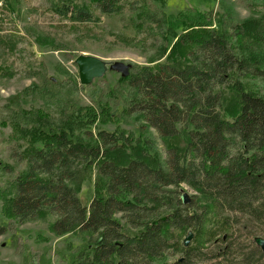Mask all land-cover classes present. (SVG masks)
I'll return each mask as SVG.
<instances>
[{
    "label": "trees",
    "instance_id": "obj_1",
    "mask_svg": "<svg viewBox=\"0 0 264 264\" xmlns=\"http://www.w3.org/2000/svg\"><path fill=\"white\" fill-rule=\"evenodd\" d=\"M0 1L20 19V0ZM235 1L258 17L239 20L228 7L169 14L167 0H52L74 25L119 18L135 38L118 40L150 48L153 66L132 64L115 84L104 77L91 86L58 67L66 82L42 73L23 91L46 108L2 107L0 126L11 127L14 147L24 142L25 168L13 177L0 149V237L11 233L22 249L20 226L50 217L55 235L89 240L63 264H264L257 247L229 257L238 224L258 222L264 233V0ZM93 32L71 40L36 31L34 39L75 60L76 42L104 40ZM67 87L99 95L80 106L61 97ZM136 124V136L125 129ZM90 181L85 205L80 186Z\"/></svg>",
    "mask_w": 264,
    "mask_h": 264
},
{
    "label": "rangeland",
    "instance_id": "obj_2",
    "mask_svg": "<svg viewBox=\"0 0 264 264\" xmlns=\"http://www.w3.org/2000/svg\"><path fill=\"white\" fill-rule=\"evenodd\" d=\"M51 2L52 0H20L21 16L20 19H17L15 13L10 11L9 7H5L3 1H0V70L2 71L0 76V115L3 106L10 107L12 104H16L19 108L26 110L34 107L46 108V105H43L42 102L33 103L29 98H25L23 96L24 89L33 83L39 82L42 73H47L48 77L59 80L61 84L66 82L65 78L59 74L58 67L63 70L66 69L71 76L79 79L75 60L82 54L94 55L109 62L120 61L129 65L133 64L149 68L153 66L148 63L149 58L154 56V52L150 48L138 51L129 45L124 46L118 40L121 37L135 38L134 30L131 27L122 25L119 18L102 16L101 24L97 26L74 25L67 19L56 15L51 8ZM235 2V0H167L166 11L169 14H177L187 8L196 7L202 11L213 10L221 12L223 8L228 7L239 20L258 17V15L251 13ZM259 4H263V1L260 0ZM104 26L110 29L104 31L102 28ZM31 27H34L35 30L27 31ZM36 31L52 37L71 40L81 38L88 31H94L97 35L103 34L104 40L97 42L87 39L83 43L76 42V44L78 43V48H83V51L80 54H76L75 60H73V58L64 57L59 52L39 48L34 39ZM8 41H11V43ZM164 61L165 58L161 60V63ZM120 77L121 74L111 70L104 79L110 84H115ZM62 91L61 97L63 99L74 100L80 106L90 105L91 101L97 99L99 95V91H94V89H86L78 93L67 87ZM138 126L139 124L126 125L125 129L134 132L136 136L138 135ZM109 129H113V127H109ZM150 133L155 138L156 145L164 156L162 142L156 139L152 131ZM11 135V127L4 128L0 126V149L3 150L1 161L15 167L14 177L20 175L25 168L22 161L19 163L17 154L20 147H24L25 144L21 142L19 147H14L9 140ZM10 146L15 152L13 158L10 157V151L8 150ZM185 189L187 190L186 196H188L190 202V197L193 193L187 187ZM92 196L93 182L83 183L80 186V199L82 202L88 205ZM0 216H2L1 203ZM54 220V218L48 217L42 220L30 221L20 226L17 236L23 242L22 249L16 245L17 243H14V237L11 233L1 236L0 264H63V261L70 260L74 250L88 244L89 240L83 241L81 237L72 234L55 235L51 231ZM250 234L256 235L257 238H264L262 227L258 222L252 221L248 229L238 224L237 235L234 239L229 240L232 244L230 252L233 253L229 255L230 258L239 261L235 257L242 252L243 254L249 253L254 247L259 248L256 242L254 243L255 245H252L250 239L252 235ZM180 257V255H176L172 261ZM223 263L225 262L222 259H212L195 264Z\"/></svg>",
    "mask_w": 264,
    "mask_h": 264
},
{
    "label": "water",
    "instance_id": "obj_3",
    "mask_svg": "<svg viewBox=\"0 0 264 264\" xmlns=\"http://www.w3.org/2000/svg\"><path fill=\"white\" fill-rule=\"evenodd\" d=\"M75 64L78 67L79 80L82 86H91L95 80L104 78L111 70L118 72L122 77H127L131 68V65L124 62H109L94 55L83 54L78 56ZM185 200L189 202L188 196H185ZM193 238L194 234L189 232L184 241L186 247L190 246ZM255 242L264 254V238H256Z\"/></svg>",
    "mask_w": 264,
    "mask_h": 264
},
{
    "label": "bare ground",
    "instance_id": "obj_4",
    "mask_svg": "<svg viewBox=\"0 0 264 264\" xmlns=\"http://www.w3.org/2000/svg\"><path fill=\"white\" fill-rule=\"evenodd\" d=\"M186 247V246H185Z\"/></svg>",
    "mask_w": 264,
    "mask_h": 264
}]
</instances>
